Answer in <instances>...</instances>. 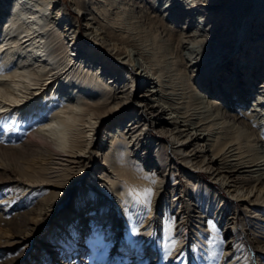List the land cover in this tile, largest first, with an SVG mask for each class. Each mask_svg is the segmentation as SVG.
Returning <instances> with one entry per match:
<instances>
[{
    "label": "bare ground",
    "instance_id": "obj_1",
    "mask_svg": "<svg viewBox=\"0 0 264 264\" xmlns=\"http://www.w3.org/2000/svg\"><path fill=\"white\" fill-rule=\"evenodd\" d=\"M199 1L211 4H198L207 28L187 8ZM8 4L0 0V156L24 169L23 191L66 188L78 174L66 193L53 191L59 207L93 169L70 213L89 218L84 231L114 214L125 240L138 250L154 242L159 261L174 264L196 223L218 241L208 238L214 264H264V0ZM230 56L238 63L227 75ZM15 205H0V215ZM70 214L52 245L68 238L60 229ZM87 239L114 243L103 232Z\"/></svg>",
    "mask_w": 264,
    "mask_h": 264
},
{
    "label": "rangeland",
    "instance_id": "obj_2",
    "mask_svg": "<svg viewBox=\"0 0 264 264\" xmlns=\"http://www.w3.org/2000/svg\"><path fill=\"white\" fill-rule=\"evenodd\" d=\"M11 2H13V0H9L8 6H11ZM198 4L202 6H210L211 4L208 1H199L187 6L189 12H193L196 17L204 22L206 25L205 28H207L210 25L211 18H206V16L202 14ZM30 9L32 12L38 14V9L36 7L30 6L29 10ZM50 11V9L47 10L46 14L53 24L56 22V19L54 13ZM73 14L76 13L73 12ZM6 19L7 17L3 20ZM3 22L0 27H2ZM178 26L177 29L186 31L185 23L180 22ZM9 27H13L11 22L8 28ZM235 29L238 32L242 30L238 24H236ZM80 39L86 40L85 34H83ZM6 44L7 43H5V45ZM87 44L90 45L91 43L87 42ZM58 45L59 43H57L55 47ZM2 51H0V54ZM237 59V57H229L228 68H226V70H228L227 75L233 72L237 67ZM2 64L3 63H0L1 69H3ZM261 69L262 67L257 69L255 73L258 74ZM76 84H78V82L71 81L69 86H74ZM46 114L48 115V113ZM46 117L49 118V115ZM110 125L111 123L109 124V122L104 123L103 129H109ZM102 135H105V130L100 135V140L104 137ZM0 157V205L3 206L16 203L14 207L8 208V212H2L0 215L2 220L0 221V264H165L163 261H159V253L157 251V249L161 250L159 245L154 244V242H151V244L148 242L147 244L141 245L138 250L136 245H131V242L125 240L126 236L121 233V230H123V219L120 218L116 221L117 217H114V214L108 218V221L101 224L103 225L101 229H98L99 225L95 228L94 226L91 227V229H94L92 233H89V230L84 231L85 225L90 224L89 218L84 219L83 222L81 220L82 217H80L78 221H74L78 216L75 215L73 217V214L70 213L76 203L79 189L82 184L87 183L93 176L96 177L99 171H97V174L93 175L94 170L91 169L84 177H81V185L77 184L76 191L65 200L62 206L58 207L57 203H59L62 198L53 197V191L63 192V194L66 193L68 191L67 187L77 180L78 174L74 173L73 176H71V178L75 177V179H69L66 188L63 186L56 187L55 185H44L42 186L44 191L40 190V192H36V195L33 196V191H23V188L28 187L24 185L25 181H23L22 175L24 169L18 166L15 160L9 159V157H6V159L3 156ZM35 161H39V158H36ZM102 161L103 160L100 158L99 162ZM51 200L52 202H50ZM66 214L72 215V225L60 229V233L64 231V233H67H63L64 237L68 235V238L65 237L63 241V237L57 236L56 240H62V244L57 247L52 245L53 242H49L48 240L52 235L51 231L56 227V222L60 218L66 221V216H63ZM149 216L152 218L153 214H149ZM110 220L114 223V226L118 223V227L114 228V226L110 224L112 222L109 223ZM194 225L195 227L193 225L187 227L186 233H184L183 241L186 244V253L183 259L174 264H192L193 260H196L197 255H200V259L202 260L206 258L207 261H204L206 264L215 263L214 258L217 256V252H215V250H213V252L209 250L210 244L208 238H214L212 242L214 246L218 243L217 239L215 240L214 236L209 235L211 234L210 231H208V233H206V231L201 233V231L197 229L196 223H194ZM111 226H113L114 229ZM96 232H103L107 242L112 237L114 243H111L109 245L110 247L108 246L109 249H106L103 243H90L91 241L87 239L88 234L97 235ZM115 232L120 233L116 238L114 235ZM229 238L225 235L226 240H229ZM153 244L155 248H153ZM212 253H215V256H213ZM242 253V257L247 259L245 252ZM91 261H94V263ZM185 261L186 263H184Z\"/></svg>",
    "mask_w": 264,
    "mask_h": 264
},
{
    "label": "snow or ice",
    "instance_id": "obj_3",
    "mask_svg": "<svg viewBox=\"0 0 264 264\" xmlns=\"http://www.w3.org/2000/svg\"><path fill=\"white\" fill-rule=\"evenodd\" d=\"M153 183H154V181H153ZM153 195V193H152V191H151V189H146L145 191H144V197H145V199L146 200H149V202H150V197ZM222 243V242H221ZM213 256H215V253H213Z\"/></svg>",
    "mask_w": 264,
    "mask_h": 264
}]
</instances>
